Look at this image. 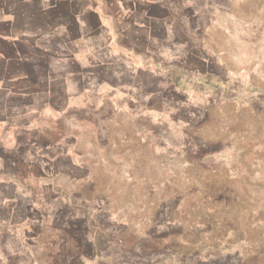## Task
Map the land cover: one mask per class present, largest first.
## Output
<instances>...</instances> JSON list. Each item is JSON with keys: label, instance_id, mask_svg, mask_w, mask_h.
I'll return each instance as SVG.
<instances>
[{"label": "rangeland", "instance_id": "obj_1", "mask_svg": "<svg viewBox=\"0 0 264 264\" xmlns=\"http://www.w3.org/2000/svg\"><path fill=\"white\" fill-rule=\"evenodd\" d=\"M147 8L94 96L0 112V264H264V0Z\"/></svg>", "mask_w": 264, "mask_h": 264}, {"label": "crops", "instance_id": "obj_2", "mask_svg": "<svg viewBox=\"0 0 264 264\" xmlns=\"http://www.w3.org/2000/svg\"><path fill=\"white\" fill-rule=\"evenodd\" d=\"M151 1L0 0V105H5L0 112H10L9 118L17 119L20 110L26 112L35 105L37 111L41 107L46 112L45 105L57 102L60 109L52 112L65 114L70 104L94 96V89L115 70L108 59L107 25L122 19L130 33L142 32L146 39V25L157 21L137 15L140 8L147 12ZM157 3L152 7H158ZM108 6L134 13L102 15L100 11ZM122 37L131 43L127 31ZM141 85L138 80L134 86Z\"/></svg>", "mask_w": 264, "mask_h": 264}]
</instances>
